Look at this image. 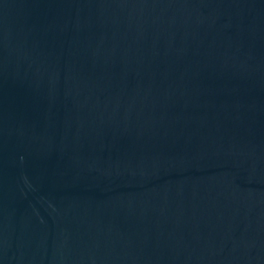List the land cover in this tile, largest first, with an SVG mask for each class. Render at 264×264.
<instances>
[{
  "label": "water",
  "instance_id": "obj_1",
  "mask_svg": "<svg viewBox=\"0 0 264 264\" xmlns=\"http://www.w3.org/2000/svg\"><path fill=\"white\" fill-rule=\"evenodd\" d=\"M0 264H264V0H0Z\"/></svg>",
  "mask_w": 264,
  "mask_h": 264
}]
</instances>
